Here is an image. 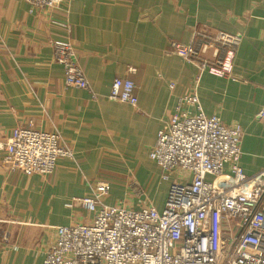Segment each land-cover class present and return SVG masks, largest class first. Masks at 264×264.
Here are the masks:
<instances>
[{"label":"crops","instance_id":"obj_1","mask_svg":"<svg viewBox=\"0 0 264 264\" xmlns=\"http://www.w3.org/2000/svg\"><path fill=\"white\" fill-rule=\"evenodd\" d=\"M217 30L243 36L233 76L203 72L196 91L205 114L241 126V165L256 174L264 169V0H71L55 10L0 0V140L16 127L57 130L75 154L48 176H28L0 153V264H43L57 226L92 217L72 200L99 182L111 186L108 205L163 209L170 182L151 152L199 74L170 44L199 46ZM56 40L74 45L91 90L68 86ZM117 76L136 83L137 107L108 97Z\"/></svg>","mask_w":264,"mask_h":264},{"label":"built area","instance_id":"obj_2","mask_svg":"<svg viewBox=\"0 0 264 264\" xmlns=\"http://www.w3.org/2000/svg\"><path fill=\"white\" fill-rule=\"evenodd\" d=\"M26 1L32 8L55 10L71 0ZM242 40L239 33L217 30L205 33L199 46L170 44V51L195 64L199 74L151 152L162 180L170 182L163 209L108 205L111 186L99 182L89 195L72 200L92 217L57 226L43 264H264V169L252 175L244 171L241 126L205 114L196 91L203 72L233 76ZM53 47L68 86L91 90L74 45L56 40ZM136 88L134 80L117 76L108 97L137 107ZM258 116L264 125V108ZM0 153L28 176H48L60 158L75 159L57 130L31 127L14 128L7 142L0 140Z\"/></svg>","mask_w":264,"mask_h":264},{"label":"rangeland","instance_id":"obj_3","mask_svg":"<svg viewBox=\"0 0 264 264\" xmlns=\"http://www.w3.org/2000/svg\"><path fill=\"white\" fill-rule=\"evenodd\" d=\"M167 182H169V181H166V183H167ZM164 186H165V183L162 185V187H164Z\"/></svg>","mask_w":264,"mask_h":264}]
</instances>
